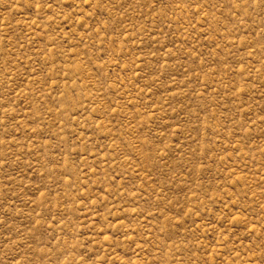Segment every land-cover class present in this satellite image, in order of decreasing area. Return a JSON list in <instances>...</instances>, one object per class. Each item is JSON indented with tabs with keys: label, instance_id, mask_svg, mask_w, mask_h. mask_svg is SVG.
Instances as JSON below:
<instances>
[{
	"label": "rangeland",
	"instance_id": "374dc122",
	"mask_svg": "<svg viewBox=\"0 0 264 264\" xmlns=\"http://www.w3.org/2000/svg\"><path fill=\"white\" fill-rule=\"evenodd\" d=\"M0 264H264V0H0Z\"/></svg>",
	"mask_w": 264,
	"mask_h": 264
}]
</instances>
